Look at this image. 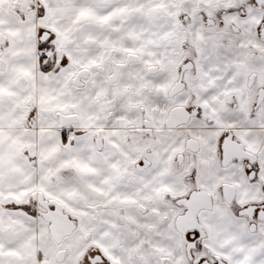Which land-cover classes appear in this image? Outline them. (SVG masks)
<instances>
[{"label": "snow or ice", "instance_id": "1", "mask_svg": "<svg viewBox=\"0 0 264 264\" xmlns=\"http://www.w3.org/2000/svg\"><path fill=\"white\" fill-rule=\"evenodd\" d=\"M0 264H264V0H0Z\"/></svg>", "mask_w": 264, "mask_h": 264}]
</instances>
